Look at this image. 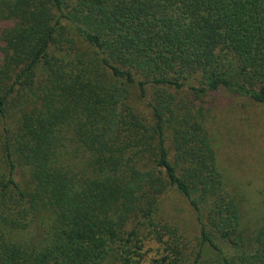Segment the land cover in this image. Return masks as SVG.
<instances>
[{
  "label": "trees",
  "instance_id": "obj_1",
  "mask_svg": "<svg viewBox=\"0 0 264 264\" xmlns=\"http://www.w3.org/2000/svg\"><path fill=\"white\" fill-rule=\"evenodd\" d=\"M0 17V264H142L148 237L168 252L151 264H181L171 189L200 226L191 264H264V211L248 230L202 112L225 90L264 106V0H0Z\"/></svg>",
  "mask_w": 264,
  "mask_h": 264
},
{
  "label": "rangeland",
  "instance_id": "obj_2",
  "mask_svg": "<svg viewBox=\"0 0 264 264\" xmlns=\"http://www.w3.org/2000/svg\"><path fill=\"white\" fill-rule=\"evenodd\" d=\"M8 22L0 17V32L8 27ZM68 24L70 26L68 30L72 33L70 37L77 39L74 26ZM77 46L80 45L77 43ZM67 47L69 50L70 44L65 43L58 50ZM80 47L85 49L84 46ZM69 51L74 55L75 50ZM64 54L65 50L62 51V55ZM137 93L135 90L132 103L144 117H149L148 101L140 100ZM182 98L186 99L184 95ZM202 106L205 107V111L202 112L206 126L217 150L218 164L229 188L236 190L241 196L244 223L251 231L255 225L261 223L264 211L261 196L264 188V106L226 90L202 98ZM81 161L82 165L88 163V159ZM24 171L25 169L20 167L16 179L26 185L24 180L26 181L27 171ZM6 173L0 143V180ZM161 210L165 219L177 226L183 250L181 264H191L200 244V226L194 210L187 199L175 189H171L163 196ZM50 216L51 213L48 211L41 212L29 231L40 230L41 226L50 220ZM29 231H15L11 236L22 241L29 235ZM165 248L166 245L148 237L143 250L142 264H151L154 260L168 255ZM205 253L210 254L208 248L205 249Z\"/></svg>",
  "mask_w": 264,
  "mask_h": 264
}]
</instances>
